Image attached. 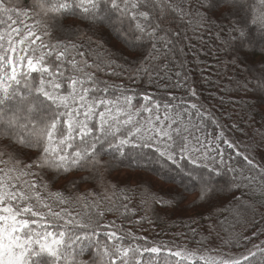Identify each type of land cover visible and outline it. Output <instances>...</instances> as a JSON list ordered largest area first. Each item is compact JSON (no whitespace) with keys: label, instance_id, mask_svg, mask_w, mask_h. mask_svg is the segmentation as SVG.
Here are the masks:
<instances>
[{"label":"snow or ice","instance_id":"obj_1","mask_svg":"<svg viewBox=\"0 0 264 264\" xmlns=\"http://www.w3.org/2000/svg\"><path fill=\"white\" fill-rule=\"evenodd\" d=\"M198 3L193 13L190 0H0V264H210L198 249L141 244L145 238L130 229L103 222L120 206L122 216L131 211L128 195L120 206L107 195L115 185L99 171L112 165L103 158L106 150L127 156L131 149L138 171L150 169L168 185L153 190L151 178L135 181L137 188L143 185L146 207L176 205L192 193V204L216 207L225 192L239 201L235 194L245 181L249 202L244 212L231 209L237 220L264 203V168L259 186L243 170L237 182L232 157L226 161L220 149L221 143L235 145L202 104H176L174 97L162 103L149 94L141 103L134 91L98 76L130 71L151 80L192 20L215 27L237 60L247 58L255 43L250 25L264 34V0ZM254 87L264 91V71ZM196 95L192 89L190 96ZM205 121L221 127L214 140L204 133ZM257 152L264 153V133L245 147L249 170L259 167L252 155ZM208 160L211 166L203 162ZM76 171L101 182L102 199L89 200L96 194L79 192L77 181L68 182L74 194L52 190L56 177ZM228 172L232 181L224 179ZM211 264H264V242Z\"/></svg>","mask_w":264,"mask_h":264},{"label":"trees","instance_id":"obj_2","mask_svg":"<svg viewBox=\"0 0 264 264\" xmlns=\"http://www.w3.org/2000/svg\"><path fill=\"white\" fill-rule=\"evenodd\" d=\"M28 3H31V0H28ZM190 3L192 12L195 13L199 8L198 0H190ZM66 23L72 21L68 20ZM250 27V35L255 43L247 49V58L241 55L237 60L224 45L225 38L219 36L215 27L197 26L192 20L188 27L181 28L183 39L177 43L176 50L169 54L167 60L160 61L159 73H153L151 80L148 76H134L130 71L119 77L106 73H99L98 76L109 84L123 85L130 93L134 91L138 94L136 100L141 103L142 95L149 94L162 103L174 97L173 103L176 104L182 100L202 104L204 109L210 111L219 121L225 138L235 145V148L228 149L221 143L220 149L224 152L226 161L228 157H232L229 163L238 170L237 182L240 180L239 170H243V176L256 177L255 183L259 186L260 169L264 168V153H252L255 163L259 166L252 170H249L243 159L245 147L250 140L258 141L260 134L264 133V91L254 87L264 71V34L259 27ZM245 82L247 90L244 87ZM192 89H195L197 94L195 97L190 96ZM220 131L221 127L211 121H205L204 133H207L208 139L214 140ZM200 135L203 140L204 135ZM237 151L242 155L237 156ZM128 152L127 156H120L113 150L103 153L104 160H111L112 165L109 171L103 168L99 171L107 184L115 185V188H107V195L112 197L117 206H120L123 196L128 195L131 210L124 216L120 214L124 212L122 206L120 212H106L103 220L105 224L115 221L118 227L122 225L125 230L130 229L137 237L145 238L140 241L141 244L198 249L199 254L208 259L210 264L212 260L236 258L244 253L246 248H251L252 244L264 242V203H258L254 213L248 210L240 220H237L231 211L237 206L242 212L245 211L249 202L247 181L241 186V191L235 194L240 198L239 201H232L225 192L220 200L214 202L216 207L201 205L199 201L192 204L196 193L185 194L186 199L176 205L162 207L153 204L146 207L140 199L143 185L137 188L135 181L147 182L151 178L154 181L153 190L165 189L168 185L150 169L138 171L132 163L134 153L131 149H128ZM203 162L210 166L212 164L211 160ZM82 177L86 179L81 180ZM224 179L232 181L233 174L228 172ZM69 181H77L81 193L91 191L96 194L89 197V200L102 199L105 194L104 186L95 176H90L88 171L70 172L66 176L56 177L51 188L53 191L62 190L66 195L74 194L76 188L68 183ZM125 186L132 191L122 193L121 189ZM256 200H260L258 194ZM108 206V201H104L102 208L106 209ZM253 232L256 236L252 235ZM245 237L249 239L245 240Z\"/></svg>","mask_w":264,"mask_h":264},{"label":"rangeland","instance_id":"obj_3","mask_svg":"<svg viewBox=\"0 0 264 264\" xmlns=\"http://www.w3.org/2000/svg\"><path fill=\"white\" fill-rule=\"evenodd\" d=\"M258 27V26H257Z\"/></svg>","mask_w":264,"mask_h":264}]
</instances>
